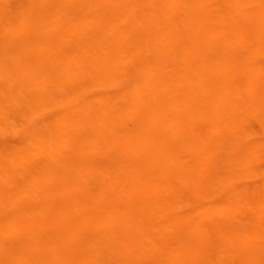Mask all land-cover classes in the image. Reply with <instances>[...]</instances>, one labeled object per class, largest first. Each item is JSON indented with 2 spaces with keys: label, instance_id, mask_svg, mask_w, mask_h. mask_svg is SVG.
Returning a JSON list of instances; mask_svg holds the SVG:
<instances>
[{
  "label": "bare ground",
  "instance_id": "1",
  "mask_svg": "<svg viewBox=\"0 0 264 264\" xmlns=\"http://www.w3.org/2000/svg\"><path fill=\"white\" fill-rule=\"evenodd\" d=\"M220 262L264 264V0H0V264Z\"/></svg>",
  "mask_w": 264,
  "mask_h": 264
},
{
  "label": "rangeland",
  "instance_id": "2",
  "mask_svg": "<svg viewBox=\"0 0 264 264\" xmlns=\"http://www.w3.org/2000/svg\"><path fill=\"white\" fill-rule=\"evenodd\" d=\"M224 262V261H223ZM221 263V262H220ZM215 264H217V263H215ZM221 264H225V263H221ZM228 264V263H227Z\"/></svg>",
  "mask_w": 264,
  "mask_h": 264
}]
</instances>
